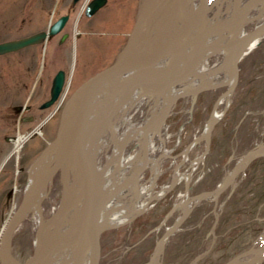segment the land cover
Wrapping results in <instances>:
<instances>
[{"label": "rangeland", "instance_id": "374dc122", "mask_svg": "<svg viewBox=\"0 0 264 264\" xmlns=\"http://www.w3.org/2000/svg\"><path fill=\"white\" fill-rule=\"evenodd\" d=\"M70 1L0 0V41L46 30L65 13ZM245 1L239 0V7ZM85 2L86 0H80L72 22L70 21L60 33H70L67 45L63 44L57 48L60 35L58 34L48 41L45 50L43 48L42 52L29 58L31 70L27 68L24 75L27 87L31 85L32 92L34 91L32 96L41 90L53 55L60 59L52 64V71L66 67L73 76L71 93L93 72L110 64L125 44L134 24L139 0H132L129 4L128 0H111L96 16L88 18L83 14L78 21ZM227 6L226 2L223 8L226 9ZM260 6L252 10L251 16L259 13ZM215 9L217 8L214 7V11ZM230 13V8L223 11L224 17ZM263 17L264 15L261 19ZM256 24L257 20L248 22L244 27L245 34ZM29 47L17 50L19 52L0 54V73L7 71L9 58H27L31 50ZM224 57V52L211 55L205 63V68H214ZM6 89L5 83L0 82V105L8 111L9 102H13V99L6 97ZM227 89L228 86L222 85L203 90L196 96L181 97L175 102L170 114L164 119L167 131L162 137H154L153 146L148 150L150 158H159V175L153 179L152 168L146 167L141 171L136 192L143 187H149L148 194L141 198L146 202L164 186L171 184V188L162 197L153 199L154 205L142 210L131 220L103 231L100 264H150L159 238L167 227L172 226L184 214L180 206L164 220L169 210L184 199L186 182H189L190 201L194 202L195 196L213 191L230 172L244 164L246 155L252 149L264 144V41L239 62L238 77L229 104L218 105ZM159 95L155 93L152 97L147 95L140 99L129 112L131 121L127 126L134 123L144 124L150 115L153 102H156ZM64 103L55 117L43 126V133L30 138L20 151L13 154L16 142L12 136L27 134L43 120L38 117L31 122L6 123L1 121L3 112L0 111V233L9 214L22 199L24 186L29 179V165L58 134ZM55 108L52 106L48 112L54 111ZM217 108L222 116L212 134L208 136V140L195 143L188 159L185 158L184 150L204 132ZM125 129L126 127L122 128L120 133ZM10 132L14 135L7 138ZM141 148L139 143L134 141L125 148V155L135 156ZM206 150L204 159L196 163V158ZM111 152L110 149L104 148L97 157L98 163L106 165V155ZM143 152L144 149L133 164H130V171L143 160ZM7 157L8 160L3 163ZM177 172L182 175L190 174V180H177ZM59 198L60 186L57 185L44 201L45 217L51 214ZM138 198V194L130 195L124 202L131 205ZM208 198L193 203L180 229L166 241L159 259L160 264H191L197 255L211 247L214 237L211 232L217 217L219 224L216 226L217 238L213 248L198 264H225L251 247L264 245V239H260L264 234V153L247 163L222 193L218 199L217 214L213 212L215 197ZM37 220L38 213L32 212L14 233L13 250L22 259L32 254L35 248ZM152 228L154 230L149 232Z\"/></svg>", "mask_w": 264, "mask_h": 264}, {"label": "water", "instance_id": "95a60500", "mask_svg": "<svg viewBox=\"0 0 264 264\" xmlns=\"http://www.w3.org/2000/svg\"><path fill=\"white\" fill-rule=\"evenodd\" d=\"M188 1L141 0L134 26L125 46L110 64L93 73L70 95L63 113L68 106L75 105V108L65 121L62 120L56 139L47 146L37 161L43 160L50 153H55V159L34 177L33 182L26 185L21 202L2 230L0 264H64L65 255L71 250L74 252L71 264H84L88 252H90L92 264H100L103 228L98 223V207L102 183L89 153L87 131L97 95L105 84L110 85L106 89H111L112 81H117L108 98V101L112 102L121 97L112 110L116 114L128 101L127 95L130 92L158 84L164 89L174 87L195 77V66L210 51L214 49L230 51L235 46L247 45L264 33L263 22L244 36H239L246 24L255 20L250 18L251 11L264 5V0H248L236 16L231 14L218 21H212V19L218 16L220 8L218 7L214 14L210 13L219 0L214 3L211 0H202L200 9L196 10L197 13L188 10ZM235 1L237 4L235 7L238 8L239 0ZM105 2L106 0H92L86 8V14L93 15ZM67 19V15L60 17L48 31L0 42V54L19 50L56 35L64 28ZM66 36L67 34L64 37ZM224 37H233L235 43L224 45ZM245 53L240 50L233 56V65L237 69L236 78L239 62ZM64 82L65 72L61 70L54 79L51 98L43 107L51 106L58 99ZM178 98H180L178 94L169 97L164 114L168 115ZM216 123V120L210 119L208 135L212 134ZM70 127H73V135L69 145L63 150L59 146V140ZM263 150L264 144L252 149L246 155L244 164L236 167L217 188L195 196L196 203L214 195L213 211L217 214L220 195L233 183L247 163L262 154ZM57 173L61 174V198L54 212L48 218H44L42 203L49 194ZM77 178L78 183L75 182ZM120 188L117 187L114 192H111V197ZM186 194H188V183ZM176 208L177 204L170 209L164 220H167ZM34 210L39 212L40 217L35 249L32 255L22 260L13 252L12 237L19 224ZM75 211H77L75 225L65 227L67 218ZM188 212L189 210L184 212L180 219L167 227L158 240L153 256L159 253L161 256L169 236L179 229L186 220ZM217 222L218 217L213 225L214 236ZM153 230L151 229L150 232ZM213 245L214 240L211 247L197 255L191 264H196ZM250 254L253 257L248 259ZM58 258H61L59 263L56 262ZM263 260L264 247L249 248L226 264H262Z\"/></svg>", "mask_w": 264, "mask_h": 264}, {"label": "bare ground", "instance_id": "6f19581e", "mask_svg": "<svg viewBox=\"0 0 264 264\" xmlns=\"http://www.w3.org/2000/svg\"><path fill=\"white\" fill-rule=\"evenodd\" d=\"M214 1L217 0H212V2ZM226 2L228 3L226 9L230 8L231 10L230 15L232 14L236 16L241 11V7H235L237 5L235 0H219L217 2V6H219L220 8V14H222V11L226 10L223 8V6H226ZM201 4L202 0H189L187 8L190 12L195 13V10L198 11L200 9ZM259 12L261 13V16L264 15V5L260 6ZM260 15H256L253 17L255 18V20H257V25H260L264 22V17L263 19H261ZM218 20H221V18L217 16L214 21ZM244 34L245 30L243 29L240 32L239 36L242 37L244 36ZM234 40L235 39L233 37H224L223 44H233L235 43ZM263 41L264 33L253 41L249 42L247 45L235 46V48L230 51H220L214 49L213 51H210L208 55L202 58V60L195 66L194 73L196 74V78L189 79L174 87L165 89L162 88L160 84L152 85L151 87L147 88L141 87L140 89H137L134 92H130L129 95H127L129 98L128 101L116 114H114L112 110L116 102H118L121 97H118V99L112 102L108 101V98L111 95L112 90L115 88L117 81H112L110 87L111 89H106L110 86L108 84H105L103 86V89L101 88V91L97 95V99L90 116L87 135L89 153L94 161L96 171L102 183L98 207V223L101 228L108 229L123 224L131 220L135 215H137L144 209L145 202L141 200V198L143 196H146L148 194V191L150 190L149 187H143L139 192H136L138 179L140 178V174H142L141 171H143L148 166L152 168L153 179H155L159 175V158H150L148 153L153 146L154 137H162L163 134L167 131L168 127L166 124H164V119L166 118V114H164V111L169 97L177 94L180 95V97L196 96L203 90L213 89L215 87L226 85L228 86V89L222 94L218 105H228L230 102L231 93L236 84L237 75V69L233 65V56H235V54L240 50L245 52L252 51ZM222 52L225 53V57L223 60L219 61V63L216 64L212 69L205 68V63L211 55L220 54ZM65 82L63 90L67 84ZM63 90L61 93H63ZM155 93H159L160 95L156 102H153V106H151L150 109V115L146 119L145 123L142 125L134 123L127 126V124L131 121L129 112L131 111L132 107L137 105L140 99H144L147 95L152 97ZM150 97L148 99H150ZM59 100H63L61 94L52 105H54L56 101L59 102ZM74 108L75 105L66 107L62 117L63 121H65L70 116ZM221 116L222 114L217 108L212 113L210 119H214L217 121L221 118ZM124 127H126V129L123 130L122 133H120L121 129ZM40 131V126H37L30 134H19L17 139L15 138L16 144L14 149L12 150V154L20 151L23 145L27 141H29L30 138L39 134ZM72 135L73 127H70L66 130V132L59 140V146L61 149L64 150L69 145ZM202 140H208L206 129H204V132L200 136H197L195 138V141H193V144L189 146V149H186L184 151L185 158L188 159V154L193 148L194 144L199 143ZM134 141L138 142L140 148H142L135 156H126L124 151L126 146L130 145ZM104 148H106L107 150L110 149L112 151L111 154L106 155V165L99 164L97 160L98 155L102 153V150ZM143 149V160L141 159L136 164L134 169L130 171V164H133L134 160L141 154ZM206 152L207 150L196 158V163H199L204 159ZM262 152H264V150ZM55 157V153H50L43 160L34 161L32 164H30L27 169L29 173L28 183L30 184L31 182H33L34 177L39 175L41 171L46 169L53 162ZM176 176L177 180L190 179V174L182 175L177 172ZM117 187L121 188L114 194L116 196L113 195L111 197V192H114ZM54 189L55 187H53L50 191L53 192ZM168 189L169 185L164 186L162 190L158 191L155 194V197H161ZM134 194H138V200L134 201L131 205H126L124 202L126 198ZM118 197L119 199H117ZM180 206L181 208H183L182 211L186 212L190 209V202H186L184 200L177 205L176 209H178ZM76 220V213L71 214L66 220L65 227L75 225ZM7 221L8 218L6 219L4 225H6ZM4 227L5 226H3V228ZM261 239H264V234L262 235ZM62 256L63 254L61 255V258ZM159 256L160 253L156 256H153L150 264H160ZM61 258H58L56 262L59 263ZM65 258L66 259H64V264H71L74 258L73 250L69 251L68 254L65 255ZM84 264H92L90 252H88Z\"/></svg>", "mask_w": 264, "mask_h": 264}, {"label": "flooded vegetation", "instance_id": "af4514ba", "mask_svg": "<svg viewBox=\"0 0 264 264\" xmlns=\"http://www.w3.org/2000/svg\"><path fill=\"white\" fill-rule=\"evenodd\" d=\"M131 1L132 0H128V4ZM79 2L80 0H71L69 3V7L66 8L65 13L60 15V16L62 15L68 16L65 27L70 21L72 22L73 14L75 13V10ZM110 2L111 0H106V4L100 10L105 9V7L110 4ZM65 33H67L68 35L63 40V35ZM69 37H70L69 32L65 31L62 34H60L59 40L57 42L58 43L57 48H60L63 44L67 45V39ZM30 47H31V50H29L27 58L26 56L18 57V58L17 57L9 58L7 61V64H8L7 71L5 73L4 72L0 73L1 75L0 82L5 83L6 88H7L5 95L6 97H10L13 99L11 100L13 102H9L10 100L8 101L10 103L9 104L10 109L8 110L9 112L4 106L0 105V111L3 112L1 114V119H3L1 120L2 122L4 121L6 123H14L16 121H20V122L25 123L27 121L28 122L35 121V119H37L38 117H41V120H43L42 122H44V125H45L49 119H52L53 117H55V115L57 114V111L60 108V106H58V101H56V103L53 105L56 107L54 111L48 112L49 108H45L43 107V105L51 98V89L54 83V79L60 70H63L65 72V78H66L65 83H68L69 91L71 90V87L73 84V76H70L71 73L69 72V69L66 67H59L55 71H52V64L54 62H57L60 59L58 56L53 55V58L50 61V67L48 69V72L46 73V77L44 79V83H43L41 90L38 92L37 95L32 96L34 91L32 92L31 85H28L27 87L24 71L27 68L31 70V67L29 66V58L35 57L38 52L40 53L43 51V48L45 50L46 45H44L43 43H38V44L31 45ZM45 66L46 64L44 63V67ZM69 77H70V80H69ZM4 101H7V100L4 99ZM34 129L35 127L31 129L30 131H33ZM40 133H43V131H40ZM10 135L12 136L14 135V133L10 132L7 138ZM58 180L60 181V179Z\"/></svg>", "mask_w": 264, "mask_h": 264}]
</instances>
